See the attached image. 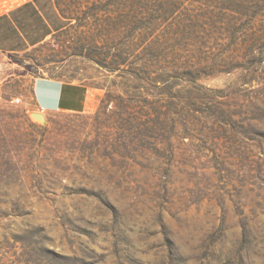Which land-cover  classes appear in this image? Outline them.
<instances>
[{"label":"rangeland","instance_id":"374dc122","mask_svg":"<svg viewBox=\"0 0 264 264\" xmlns=\"http://www.w3.org/2000/svg\"><path fill=\"white\" fill-rule=\"evenodd\" d=\"M93 7L0 50V264H264V0ZM43 76L88 107L37 110Z\"/></svg>","mask_w":264,"mask_h":264},{"label":"trees","instance_id":"16d2710c","mask_svg":"<svg viewBox=\"0 0 264 264\" xmlns=\"http://www.w3.org/2000/svg\"><path fill=\"white\" fill-rule=\"evenodd\" d=\"M64 1H91V6L81 9L79 16L71 10L69 13L65 12L61 7V2ZM96 2L97 0H27L0 16V50L17 53L28 46L41 44L48 36H54L63 30L72 18L89 21L93 18V6ZM51 78L64 80L60 76Z\"/></svg>","mask_w":264,"mask_h":264},{"label":"crops","instance_id":"0c3cea01","mask_svg":"<svg viewBox=\"0 0 264 264\" xmlns=\"http://www.w3.org/2000/svg\"><path fill=\"white\" fill-rule=\"evenodd\" d=\"M26 1L7 8L0 6V16ZM31 96L34 107L42 112H82L88 107L89 87L82 81H64L43 76L32 82Z\"/></svg>","mask_w":264,"mask_h":264},{"label":"water","instance_id":"95a60500","mask_svg":"<svg viewBox=\"0 0 264 264\" xmlns=\"http://www.w3.org/2000/svg\"><path fill=\"white\" fill-rule=\"evenodd\" d=\"M30 115L37 120H41L42 122H45L46 120L45 115L42 112L32 111L30 112Z\"/></svg>","mask_w":264,"mask_h":264},{"label":"built area","instance_id":"2783aa9c","mask_svg":"<svg viewBox=\"0 0 264 264\" xmlns=\"http://www.w3.org/2000/svg\"><path fill=\"white\" fill-rule=\"evenodd\" d=\"M12 101H14V102H19L20 101V99L17 97V98H12Z\"/></svg>","mask_w":264,"mask_h":264}]
</instances>
